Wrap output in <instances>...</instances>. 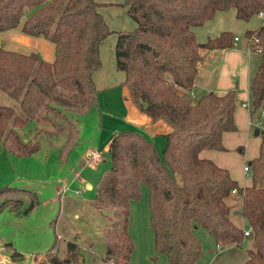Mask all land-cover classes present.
<instances>
[{"label":"trees","instance_id":"obj_1","mask_svg":"<svg viewBox=\"0 0 264 264\" xmlns=\"http://www.w3.org/2000/svg\"><path fill=\"white\" fill-rule=\"evenodd\" d=\"M122 4L135 26L115 31V64L124 73L121 83L144 114L168 122L170 130L164 133L162 156L142 131L114 132L107 148L110 164L100 173L92 198L94 206L112 207L119 217L105 228L103 264H130V202L138 198L141 184L148 189L155 248L166 255L168 264H198L204 254L193 231L198 225L222 245L241 246L249 237L252 246L239 264H264V129L258 154L248 161L251 183L241 186L228 168L199 154L204 148L225 149L222 133L236 129V89L208 91L195 99L191 94L202 51L229 47L234 37L232 31L222 30L198 41L194 27L230 8L237 18L248 20L263 0H123ZM99 6L96 0H0V31L19 26L24 33L43 35L54 44L52 60L36 51L0 45V90L18 102L17 106L0 103V142L7 151L29 156L39 151L41 132L58 135L59 130L40 128L31 138L22 137L19 129L34 119L57 117L66 122L61 159L77 143L79 127L73 115L98 104L93 74L102 65L101 42L114 32ZM251 34L261 46L249 81L254 113L264 101V26L245 32ZM233 190L241 197L239 210L250 227L247 235L230 218L226 198ZM16 192L31 196L29 207L37 202L30 189L6 184L0 187V196H12L0 203V209L19 207L22 199L13 196ZM56 246L54 242L44 253L45 262L85 264L75 240L67 241L62 255Z\"/></svg>","mask_w":264,"mask_h":264},{"label":"rangeland","instance_id":"obj_2","mask_svg":"<svg viewBox=\"0 0 264 264\" xmlns=\"http://www.w3.org/2000/svg\"><path fill=\"white\" fill-rule=\"evenodd\" d=\"M109 1L117 4L101 11L110 28L116 31L133 29L135 26L133 19L120 4L123 0ZM115 39L116 35L111 33L101 42V73H107L110 68L114 72L109 74L112 80H106V84L114 81V77L121 73L115 64ZM250 54L252 74L261 54L257 51H250ZM120 82L121 80L105 88L102 86L97 95V106L86 113L73 115V119L77 121L78 118L81 125L77 143L66 158L59 157V146L66 137L67 125L57 117L52 118L53 121L34 119L19 129L21 136L27 139L40 128L59 130L56 136L41 132L39 135L41 147L35 154L19 156L7 150H5L7 158L0 154V187L9 184L27 188L37 197L35 205L29 207L31 196L28 193L16 192L13 196L22 199L19 207L15 209L6 206L0 209V264H50L43 260L44 253L55 242L58 253L64 254L68 240L78 242L85 264H103L101 255L105 250L106 241L104 227L119 219L114 208H100L92 203L97 179L110 164V157L104 146L114 131L137 128L135 123L127 125L125 116L128 106L123 100L124 91ZM191 94L195 99L193 91ZM249 99L250 95L242 100ZM0 103L17 106L18 102L0 90ZM262 108L264 101L260 109L251 116L253 125H250L248 133L253 139H261L264 129L263 125H255ZM251 109L252 107L249 108V112ZM16 111L18 112V107ZM161 121L170 126L168 122ZM255 127L260 128L258 134L254 133ZM156 140L162 156L165 136L158 134ZM90 145L102 155L94 165L87 161V147ZM2 146L0 142V147ZM248 161L249 159L246 163ZM249 175L242 169L239 180L242 181ZM86 183L92 184V188H87ZM8 196L12 195L2 194L0 203ZM226 201L230 206L232 221L241 227H247V222L239 210V193H230ZM193 231L205 249V258L201 256L198 260V264H204L208 257L207 250L213 247L215 242L213 236L202 226H196ZM128 233L132 242L130 264H168L166 255L155 248L154 231L150 223L148 189L145 184H141L138 198L130 202Z\"/></svg>","mask_w":264,"mask_h":264},{"label":"crops","instance_id":"obj_3","mask_svg":"<svg viewBox=\"0 0 264 264\" xmlns=\"http://www.w3.org/2000/svg\"><path fill=\"white\" fill-rule=\"evenodd\" d=\"M96 1L100 3V11L101 9L104 10L105 8H109L110 6L117 4V2L109 0ZM122 2L120 4L126 10V7L122 4ZM102 15L104 14L102 13ZM258 26L259 19L256 14L252 15L248 20H243L237 18L235 15V10L230 8L228 10L217 11L212 18L206 20L203 24L194 27V32L198 41H205L208 37L215 36L222 30H230L232 31L233 35L239 36V39L233 40L232 45L229 47L220 49H204L202 51L203 56L198 62L197 73L192 91L194 92V97L197 98L208 91L223 93L232 88L236 89L237 102L233 112L236 129L224 131L222 133V143L225 146V149L221 150L215 148H204L200 150L199 154L202 157L214 160L220 166L228 168L231 176L236 179L241 186L249 185L251 183L250 175L248 177H244L242 181L239 179L241 178L242 169L246 161L257 156L261 140L260 138L253 139L249 136L248 132L251 127L250 125H253L250 123L253 113L250 114L249 110L241 105L243 101H246L242 99H244V97L247 98L250 95L249 81L252 75L250 73L252 57L250 52L247 51V41L244 35L247 30L257 28ZM113 31V33L116 35V30ZM0 45H3L5 48L20 52L36 51L42 58L46 60H52L54 58V44L52 41L43 35H31L24 33L19 26L1 30ZM253 61L255 62V59H253ZM101 69L102 65L93 74V78L98 89L97 95L98 92L102 90V86L105 88L106 86L118 83L120 80L122 81L124 77L123 71L116 67V69L121 72L120 75L116 78L114 77V81L106 84V80H112L109 74L114 72L110 68L108 69L107 73L105 72L102 74ZM120 86L124 91L123 100L128 106L127 114L125 116L127 125L135 123L137 126L135 129L142 131L146 136L151 138L157 148L158 141L156 140V136L158 134L165 136L164 133L170 130V126L162 122L161 119L152 120L150 117L144 114L131 101L127 87L121 82ZM77 123L80 131L81 123L79 122L78 118ZM110 140L104 146V149L107 150ZM49 142L51 143L52 140L50 139ZM160 143L162 144L163 140H161ZM0 148V154L5 158L6 149L3 146ZM247 164H249V162H247ZM239 171H241L240 174ZM244 173L250 174L248 172L246 173L245 171ZM85 186L87 188H92V184L90 183H86ZM231 193L238 192L233 190ZM228 197L229 195L227 198ZM106 226L104 227V231ZM242 228L245 229L247 227ZM213 242H215V245L208 248V257H206L207 259L204 264H239L247 258V248L252 246V240L249 237H245L243 239L241 246L236 244L222 245L220 243H216L214 237ZM103 253L101 255V259L103 257ZM202 256H204V258L206 256L205 249Z\"/></svg>","mask_w":264,"mask_h":264},{"label":"built area","instance_id":"obj_4","mask_svg":"<svg viewBox=\"0 0 264 264\" xmlns=\"http://www.w3.org/2000/svg\"><path fill=\"white\" fill-rule=\"evenodd\" d=\"M256 16L259 19V26H264V0H263V6L256 10L255 12ZM246 41H247V51H257L259 52L261 50V46L259 43V39L256 35H244ZM239 39L238 35H234L233 40ZM242 106L246 107L248 110L251 107V100L249 101H243L241 103ZM251 114V112H250ZM264 117V108L260 110L259 117L257 119V122L255 125H262V119ZM252 121L250 120V123ZM92 146L87 147V161L89 164L94 165L100 158L101 154L98 150L91 148ZM244 171L247 173L250 171L249 164L245 163L243 166ZM250 231V227L244 229V235H247Z\"/></svg>","mask_w":264,"mask_h":264},{"label":"water","instance_id":"obj_5","mask_svg":"<svg viewBox=\"0 0 264 264\" xmlns=\"http://www.w3.org/2000/svg\"><path fill=\"white\" fill-rule=\"evenodd\" d=\"M254 133H255V134H258V133H259V128H258V127H256V128L254 129Z\"/></svg>","mask_w":264,"mask_h":264}]
</instances>
